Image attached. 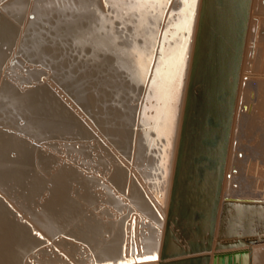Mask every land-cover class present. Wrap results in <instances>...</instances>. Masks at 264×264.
Wrapping results in <instances>:
<instances>
[{"label": "bare ground", "instance_id": "obj_1", "mask_svg": "<svg viewBox=\"0 0 264 264\" xmlns=\"http://www.w3.org/2000/svg\"><path fill=\"white\" fill-rule=\"evenodd\" d=\"M97 4L103 11L102 0H0V264H120L149 254L158 258L144 264L264 263V205L225 196L244 160L233 156L243 87L264 90L247 71L251 51H264V0L247 4L221 175L195 158L220 153L202 140L217 132L205 120L225 116L216 95L232 83L230 0H197L188 32L179 14L139 31L128 25V51L101 46ZM132 49L151 59L137 67ZM18 53L32 64L14 62ZM76 61L80 76L67 71ZM42 73L59 76L52 91L42 90ZM63 93L69 112L55 99Z\"/></svg>", "mask_w": 264, "mask_h": 264}, {"label": "rangeland", "instance_id": "obj_2", "mask_svg": "<svg viewBox=\"0 0 264 264\" xmlns=\"http://www.w3.org/2000/svg\"><path fill=\"white\" fill-rule=\"evenodd\" d=\"M42 6L44 7V3L42 4ZM263 33L264 30H261L262 36H264ZM39 34H47V31H42V33ZM28 45L31 46V44ZM257 56L258 55H256V51L252 50L247 60V71H249L251 74L260 75V78L264 80L263 49L262 54L258 56V60L256 59ZM16 57L17 58L14 60V62L18 61L20 64L21 61L24 60L28 64H32L28 62L26 57H22L21 53H18ZM78 64L80 63L76 61V63L71 66L67 71H75V76L82 75L79 69L77 71ZM33 65L37 66L38 68L42 67L46 71H49V63H47L46 66H42L39 63H33ZM57 69L59 70V68ZM17 75L20 76L21 73L18 72ZM41 77L42 80L46 79L45 86L42 88L44 92H46V90L52 91V87H54L55 84L59 83L57 82L59 76L56 77L53 75H43L42 73ZM51 79L52 83H50ZM48 86H50V88ZM242 96L243 99L239 110V119L236 124V131L234 135L235 141L233 147V156L235 159L239 156V158L241 157L240 159L243 158L244 160L241 161V172L234 170L235 167H238L239 163L234 164L233 160L232 169L235 171L233 173V182L230 181L227 185L225 196L226 198L233 197V199L237 201L255 202L264 205V90L262 88H251L247 81V83L243 87ZM55 99L58 102V105L60 106V110H62L63 112H69L71 110L67 107L70 103L67 94H62L63 100L57 96L55 97ZM64 103L67 106H65ZM104 114L105 113H102V117L105 119ZM242 115L245 116L242 117ZM254 117L257 118V122L253 121ZM9 122L11 123V125L17 126L15 123L11 121ZM96 125L100 129V133L105 136V141H109V139L106 137V134H104L101 130V127H106V125H99L97 123ZM96 150L100 149L96 148ZM96 157L97 162L101 160H107L103 152H97ZM257 262L256 264H261L260 262Z\"/></svg>", "mask_w": 264, "mask_h": 264}, {"label": "snow or ice", "instance_id": "obj_3", "mask_svg": "<svg viewBox=\"0 0 264 264\" xmlns=\"http://www.w3.org/2000/svg\"><path fill=\"white\" fill-rule=\"evenodd\" d=\"M104 10L101 11L98 4L93 7V11L96 14L97 22L93 25V28L97 32L103 33L101 46L105 48L120 46L124 51H128V48L124 46V41L128 36H123L122 33L127 32L128 25H132L137 31L152 28L155 26V21H163L164 15L167 14L169 19L177 14L184 17V31H190V25L194 19L195 6L197 0H180L183 4V9L179 10L171 9L170 6L173 0H102ZM149 18L153 23H149ZM138 21V23H137ZM97 25L100 27L97 28ZM131 34H129L130 36ZM165 36L169 35V31L166 29ZM89 40L91 37L88 38ZM135 52L134 62L137 63V67L140 66L141 57L151 59L150 52L142 53L140 51ZM183 63V50L179 55V64L176 65L175 73H170V83L168 85L167 94L173 96L175 88L172 87L171 81H179V66ZM143 73L141 72V76ZM155 83V81H154ZM39 235V234H37ZM158 257L155 255L138 256L136 260H122L120 264H144L145 261H154Z\"/></svg>", "mask_w": 264, "mask_h": 264}, {"label": "water", "instance_id": "obj_4", "mask_svg": "<svg viewBox=\"0 0 264 264\" xmlns=\"http://www.w3.org/2000/svg\"><path fill=\"white\" fill-rule=\"evenodd\" d=\"M223 1L224 0H222V2ZM230 2L232 3L230 10H232L233 12L231 15L232 16L231 42H230L231 45L229 46L230 49L228 51L226 63L228 65L227 67L228 74L232 76V83L230 90L224 88L220 90L216 95L217 102L226 106L225 116L223 117L219 116L215 118L212 115H208L205 120L206 126L213 130H217V132L212 137L204 138L202 140V146L204 148L209 146H215L220 150V153L218 155L200 154L197 158H195V161L199 162L198 166L200 165L202 169L205 167L218 166L220 175L224 165L226 149L230 134L231 119H232L234 100L236 95L235 84L239 76V68L241 65V58L243 53V45H244L245 32H246V22L248 16L247 14L248 0H230ZM233 3L235 7L233 6ZM197 42H198V36H197ZM195 57H196V53H195ZM195 57L193 61V69L195 64ZM216 202L217 201L214 200V205L216 204ZM218 207H219V199H218ZM209 238H211V236ZM207 246H210V241L207 242L205 247ZM190 249H193L192 245H190ZM202 252L206 253V251H202ZM203 260H205V258L204 259L192 258L190 260V263L200 264V262Z\"/></svg>", "mask_w": 264, "mask_h": 264}]
</instances>
